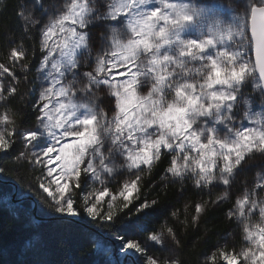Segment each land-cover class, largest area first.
Returning <instances> with one entry per match:
<instances>
[{
  "label": "snow or ice",
  "instance_id": "6c2138e0",
  "mask_svg": "<svg viewBox=\"0 0 264 264\" xmlns=\"http://www.w3.org/2000/svg\"><path fill=\"white\" fill-rule=\"evenodd\" d=\"M18 9L25 31L39 40L43 83L29 127L9 128L14 122L7 112L0 114V152L11 149L15 161L39 169L32 188L46 215L66 226L115 230L122 223L113 237L119 242L116 264H183L175 254L180 240L174 228L157 231L152 223L158 202L133 204L130 197L139 191L140 173L168 155L166 174L174 182L191 179L199 191L224 186L216 200L195 204L198 223L209 206L229 198L240 170L257 154L264 158V0H242L235 7L196 0H65L46 7L45 0H31ZM97 26L102 31L93 35ZM26 55L22 46L11 49L0 77L17 81L10 67ZM249 83L260 93L259 113L255 99L245 97ZM16 93L14 84L0 81V104ZM98 93L112 105L111 118ZM237 119L252 126H237ZM6 171L0 167V174ZM125 173L135 176L118 188L126 212L114 213L111 203L103 207L102 198L116 199L107 187L98 194L86 191L88 181L105 184ZM261 194L264 177L226 213L247 242L238 253L220 252L227 264H264V223H246L254 215L264 221ZM43 223L42 216L29 244H46ZM92 232L90 242L111 255L91 240ZM207 259L214 262L215 254Z\"/></svg>",
  "mask_w": 264,
  "mask_h": 264
},
{
  "label": "trees",
  "instance_id": "16d2710c",
  "mask_svg": "<svg viewBox=\"0 0 264 264\" xmlns=\"http://www.w3.org/2000/svg\"><path fill=\"white\" fill-rule=\"evenodd\" d=\"M26 2L31 4V0H0V63L10 64L7 54L18 46H22L27 53L14 68L10 67V71H14L18 77L17 81H12L6 74L0 77L5 87L12 83L17 88V93L10 103L0 104V114L7 112L14 122L9 128L13 126L24 128L31 125L34 111L32 104L36 98V71L42 56L36 33L26 32L24 22L18 16V5ZM55 2L56 0H45L46 7ZM20 63L28 66L27 72L19 66ZM259 107L261 109L262 105ZM16 147H20L19 143ZM16 155L17 153L11 149L8 153L0 152V167L7 170L4 174H0V264H21V262L23 264H100L104 259L114 264L111 255L115 247L110 240L114 239L115 231L123 229V224L118 222L115 230L96 224L66 226L54 217L46 215V206L38 199L32 188L39 177L38 170H33L27 163L15 161ZM170 159V156L164 155L155 167L151 170L145 168L140 173L139 191H133L130 197L132 203L139 204L145 198L148 201L158 202L152 223L157 231L161 230L162 225L165 229L174 228L180 240L175 254L183 264H206L207 257L213 254L215 261L220 260L221 251L228 254L238 253L244 245L241 227L226 216L234 205L233 199L218 207L209 206L200 216L198 223H193V217L196 215L195 204L216 200L221 193L208 189L199 191L193 188L191 179L174 182L171 175L166 174ZM251 163L264 167V158L256 155L249 165ZM249 165L244 169L246 170ZM247 173L236 174L235 183L239 186H247V182L250 183ZM130 178L135 179V176L130 175ZM9 182L16 186V199L24 194L31 195L36 202L37 218L32 211L31 201L24 199L8 203L5 197L11 198L14 190ZM112 186L107 188L111 195L116 196V199L112 200L113 203H118L112 211L126 212L121 197ZM105 199L110 198L105 197ZM17 210L18 216L15 214ZM173 212L176 213L175 216L172 215ZM42 216L44 219H50L44 220L42 228L46 244L39 247L35 240H32L31 244L28 240L34 236L36 222ZM92 230L94 232L91 240H99L110 250L111 255L106 256L90 242L89 234ZM98 233L109 240L100 237ZM156 254L161 255L160 252ZM163 255L167 257L169 253L164 252Z\"/></svg>",
  "mask_w": 264,
  "mask_h": 264
},
{
  "label": "rangeland",
  "instance_id": "374dc122",
  "mask_svg": "<svg viewBox=\"0 0 264 264\" xmlns=\"http://www.w3.org/2000/svg\"><path fill=\"white\" fill-rule=\"evenodd\" d=\"M64 2H65V0H56V2L53 5H55L56 7H60V6H62L64 4ZM196 2L198 4H201L202 6H209V7L212 4H214V3H223L225 5H229V6L235 7L236 4L237 3H241L242 0H196ZM96 3H97V5H99L100 0H96ZM218 15H221V17L223 18L221 13H218ZM101 31H102V29L99 26L94 27L92 34L93 35H98ZM83 70H87V69H83ZM42 83H43L42 77H41L40 73L38 71H36V78H35V93L36 94L38 93ZM243 91H244L245 97H249V98H254L255 99L254 111L259 113L261 111V109L259 107L261 105V103H260V100H261L260 93L258 91H254L253 90V87H252L251 83H249L243 89ZM97 95L100 96L101 99L104 100V103L101 105V107L104 108V111L107 112L109 118H111V116L114 114L112 111L109 110L112 107V105H110L108 103V101L106 99H104V93H98ZM171 98H172L171 96L168 97V99H171ZM241 122L245 126H252V125L249 124L248 121H240L239 119H237V121H236L237 126H239L241 124ZM0 130H3V129L0 128ZM258 155L259 154H257V156ZM250 166H253V167H250ZM37 170H38V173H39V176H40V171H39V169H37ZM241 172H243V174H244V172L245 173L248 172L247 174L250 177L249 178L250 179V183L247 182L248 185L245 186V187L244 186H239L237 183H235L236 181H235V177H234L233 180H232V186H231V188L229 189V192H228V197L229 198L225 202H228L229 200L233 199L232 202L235 203L237 198L241 197L246 190L249 191V190L253 189V187L256 184V181H257L258 178L264 177V167H260V166H257V165L255 166L254 163H251L246 170L243 168L237 174H241ZM130 175H131V173H125L123 176H117L115 180L106 181L105 184H101L99 182L88 181V183L86 185V191L98 194L100 189H102L104 187H110V186H112L111 184H113L112 187H114L117 190V194H119L118 193V188L122 186V184H123V182L125 180L130 178ZM235 176H237V175H235ZM223 189H224V186L222 184H219V185L215 186L214 188H212L211 190L219 191L221 193V195H222L223 194ZM26 195H28V194H26ZM29 196H31V195H29ZM74 196H75V198L77 200H79V194H74ZM259 198L264 200V194H261V196ZM17 199H19V198H17ZM17 199H16V196H15V200H17ZM102 201H103V207L104 208H107L108 203H111L112 204V210H114L115 209V205L118 204V203H113V201L111 199H105V197L102 198ZM121 201L123 203H125V201L123 200L122 197H121ZM225 202H223L221 204H224ZM246 223H251V224L255 225V224H259V223H264V221H261V218L259 217V215H254V216H251L249 218V220L246 221ZM112 241H113L112 242L113 246L115 247V250H116V248H118V246H119V242L114 240V239ZM246 244H247V242L244 240L243 247H245ZM240 250H239V252H240ZM111 260H112L113 263L115 261H117V257L115 255V251L111 255ZM119 260L123 261V257L120 256ZM206 264H227V262L225 260H223V258H221L220 260H217V261H214V262L208 260L206 262Z\"/></svg>",
  "mask_w": 264,
  "mask_h": 264
},
{
  "label": "water",
  "instance_id": "95a60500",
  "mask_svg": "<svg viewBox=\"0 0 264 264\" xmlns=\"http://www.w3.org/2000/svg\"><path fill=\"white\" fill-rule=\"evenodd\" d=\"M1 182H2V181H1ZM9 184L12 185L13 188H14V190H13V194H12V197H11V200H12L13 202H18V201H21V200H24V199L31 201L32 211H33L35 217L37 218V216H36V208H37V207H36V202L34 201V199H33L31 196L25 194L24 196L22 195V196L19 197V199L15 200V196H16V186H15V184H13L12 182H9ZM49 219H50V218H45L44 220L46 221V220H49ZM98 234H99V233H98ZM99 236L105 238V237L102 236L101 234H99ZM105 239H106V238H105ZM106 240H109V239H106ZM110 241L113 242L112 240H110ZM114 264H116V261L114 262Z\"/></svg>",
  "mask_w": 264,
  "mask_h": 264
}]
</instances>
